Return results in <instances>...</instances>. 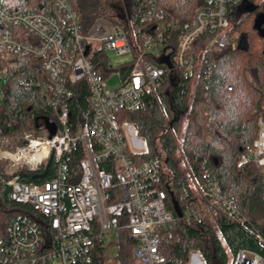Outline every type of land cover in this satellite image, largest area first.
Returning <instances> with one entry per match:
<instances>
[{"label": "built area", "instance_id": "2783aa9c", "mask_svg": "<svg viewBox=\"0 0 264 264\" xmlns=\"http://www.w3.org/2000/svg\"><path fill=\"white\" fill-rule=\"evenodd\" d=\"M124 13L116 18L98 16L83 33L79 16L68 0H51L45 8L12 11L0 0V60L11 61L32 56L41 61V69L51 74L61 70L59 82L25 79L14 75L7 67H0V82L12 81L32 85L40 90L57 114L62 130L41 138L27 135L25 146L12 155L2 149L0 160L11 161L15 172L36 171L46 166L53 156L57 163L55 178L43 183H22L17 177L5 182L10 188L8 199L24 205L29 216L9 221L5 232L0 230V264H77L79 256L94 247L95 240L106 246V235L129 232L133 243L130 259L123 261L111 255L101 264H162L166 249V231L181 223L191 225L203 217L227 216L244 219L237 214L233 194L210 182L199 189V204L182 208L175 196L173 177L167 170L164 155L146 162H138L129 147L127 135L133 124L125 115L138 111L146 93L164 80V69L146 61L147 55L158 60L169 58L184 77L195 72L192 48L204 33L211 36L208 53L230 48L240 49L244 34L231 32L237 14L248 4L262 0H203L197 9V27L188 30L178 46L170 51L161 43L162 33L148 34L142 39V51L135 52L126 28L130 24L129 0L123 2ZM127 9V10H126ZM156 12V0H150L146 20ZM162 49V50H161ZM113 51L118 56L131 55L134 65L129 79L111 88L106 79L96 74L93 56L96 52ZM131 61V62H132ZM199 64H203L199 61ZM214 67L206 61V78ZM108 69L114 67L108 65ZM85 81L91 92L93 118L86 131L71 134L70 117L65 98L67 85ZM231 91V88H228ZM208 134L206 144L213 140V122L209 108L205 110ZM258 132L253 154L248 162L264 169V115L257 120ZM81 143L85 157L80 162L77 182L69 173L64 156ZM46 148V153H44ZM166 189H160V186ZM48 228L46 235L43 228ZM229 264H264V257L256 252L240 249Z\"/></svg>", "mask_w": 264, "mask_h": 264}, {"label": "trees", "instance_id": "16d2710c", "mask_svg": "<svg viewBox=\"0 0 264 264\" xmlns=\"http://www.w3.org/2000/svg\"><path fill=\"white\" fill-rule=\"evenodd\" d=\"M77 12L82 32L85 33L101 11L96 0H68ZM12 11H28L35 7L45 8L51 0H4ZM204 5L203 0H156V12L151 21L146 17L150 11V0H129L130 24L126 33L134 51H142L145 35L162 33L161 43L167 51L175 50L180 37L197 27L196 11ZM264 15V0L257 4L254 13L237 14L231 27L232 33L244 32L248 37L246 50L222 49L208 53L211 41L208 33L202 34L194 43L192 56L195 72L184 77L174 67L160 64L152 55L146 56L164 69L161 85L144 96L141 108L127 114L124 120L136 127L139 138L145 141V152L133 154L138 162H146L164 155L167 170L173 177L175 196L184 208L199 199L191 190V180L199 189L216 182L222 189L233 194L237 214L244 219L227 216L209 217L191 225L179 224L168 229L166 249L162 264H189L194 252L201 254L204 264H229L230 255L245 249L264 257V169L247 161L253 154L257 137V120L264 115V39L256 27L257 18ZM262 41V45L258 41ZM96 74L108 79L113 73L121 81L129 79L134 62L108 69L107 55L98 51L92 58ZM202 61L203 64H199ZM206 61L214 67L207 79L204 69ZM0 67H7L14 75L25 79L59 82L61 70L57 67L51 74L41 69V61L32 56H23L11 61L0 60ZM228 88L232 90L229 91ZM3 95L0 101V142L4 151H14L25 146V136H39L48 131L52 136L62 130L57 114L40 90L32 85H19L12 81L2 82ZM65 102L70 117L68 129L71 134L86 131L93 118L91 92L88 84L67 85ZM210 109L213 122V140L208 146V129L205 117ZM49 127L53 128V132ZM85 157L81 143L73 146L72 152L64 156L69 173L77 182L80 162ZM8 160H0V230L5 232L9 221L18 216H29L30 209L8 199L10 188L5 182L17 177L22 183H43L55 178L57 163L52 162L44 179L46 166L36 171L23 169L12 175L4 171ZM160 189H166L161 185ZM49 235L48 228H43ZM133 243L129 232L117 234L115 255L123 261L131 258ZM113 254V255H114ZM111 256L109 247L102 240H95L94 247L79 256L77 264H101Z\"/></svg>", "mask_w": 264, "mask_h": 264}, {"label": "rangeland", "instance_id": "374dc122", "mask_svg": "<svg viewBox=\"0 0 264 264\" xmlns=\"http://www.w3.org/2000/svg\"><path fill=\"white\" fill-rule=\"evenodd\" d=\"M96 1L99 3L100 9H101V11L99 12V16H105V17L115 19L116 13H118V14L124 13L125 9H124V5L122 3V0H96ZM123 2L127 8L128 0H124ZM238 34L241 35V34H245V33L240 31L239 33H236V35H238ZM246 34H248V33H246ZM258 44L261 46L262 41L259 40ZM106 55H107V59H108V65H112L114 67V69L115 68L117 69L118 67L126 65L132 61L131 55L118 56L113 51L106 52ZM106 80H107L108 86L111 88H115V87L120 86L121 82H122L120 75L118 73H113ZM2 95H3L2 82H0V101L3 98ZM49 129L51 132H53L52 127H49ZM48 133H49L48 131H43L39 136H35V135H32V136L45 138V137H49ZM127 139H128L129 147L132 151H135V152H145L146 151L147 146L145 144V141L138 137L137 132H136V127L134 125H133V128L128 132ZM1 145H2V143H1ZM15 151H16V149L14 151H11V153L15 152ZM11 164H12L11 161H7L6 165H4L5 166L4 171L9 175L16 173ZM190 185H191V190L193 191L194 195L199 197L200 196L199 190L196 189L198 187L195 185V183H193L192 180L190 182ZM263 222L264 221H261L260 223L263 224ZM105 239H106V243L109 247V251L111 252V255H113L115 250H116V236L113 233H109L106 235ZM231 257L232 256L230 255V260H231ZM55 264H58V263H55ZM189 264H204V260L201 256V254H199L198 252L192 253Z\"/></svg>", "mask_w": 264, "mask_h": 264}, {"label": "water", "instance_id": "95a60500", "mask_svg": "<svg viewBox=\"0 0 264 264\" xmlns=\"http://www.w3.org/2000/svg\"><path fill=\"white\" fill-rule=\"evenodd\" d=\"M244 10L249 14L254 13L257 10V6L253 4H248L244 6ZM256 27L259 29L260 35L264 39V15L258 16ZM247 48H248V37L246 34H244L241 39L239 50H246ZM160 64H163L168 68H172V64L169 58L161 60ZM52 162H53V156H51L48 164L46 165L45 171L42 174H37L35 177L38 179H44L49 173Z\"/></svg>", "mask_w": 264, "mask_h": 264}, {"label": "bare ground", "instance_id": "6f19581e", "mask_svg": "<svg viewBox=\"0 0 264 264\" xmlns=\"http://www.w3.org/2000/svg\"><path fill=\"white\" fill-rule=\"evenodd\" d=\"M46 148H44V153H46ZM10 155H12L10 152H8V154H6L5 156H10Z\"/></svg>", "mask_w": 264, "mask_h": 264}, {"label": "flooded vegetation", "instance_id": "af4514ba", "mask_svg": "<svg viewBox=\"0 0 264 264\" xmlns=\"http://www.w3.org/2000/svg\"><path fill=\"white\" fill-rule=\"evenodd\" d=\"M257 6V5H256ZM245 12V10H244V8L242 9V13H244Z\"/></svg>", "mask_w": 264, "mask_h": 264}]
</instances>
